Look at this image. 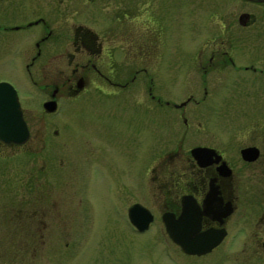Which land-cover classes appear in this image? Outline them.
Returning <instances> with one entry per match:
<instances>
[{
  "label": "rangeland",
  "instance_id": "rangeland-1",
  "mask_svg": "<svg viewBox=\"0 0 264 264\" xmlns=\"http://www.w3.org/2000/svg\"><path fill=\"white\" fill-rule=\"evenodd\" d=\"M241 12L253 13L256 23L240 26ZM0 23L29 25L13 35L0 30V49L5 40L14 41L17 65L16 69L14 61L0 60V79L10 78L17 90L21 88L32 137L21 150L0 146V264H264V178L243 180L246 193L242 191L238 215L223 242L207 255L187 256L165 234L161 205L155 201L167 193L157 187L158 170H151L164 158L153 157L164 153V145L152 144L156 126L152 101L143 98L131 106V98L125 97L129 94L123 99L112 95V115L123 123L139 118L143 141L121 146L124 157L116 143L111 157H101L100 151L93 157L88 128L103 127L107 103L102 90L91 85L76 98L65 96L56 113L46 114L42 109L46 94L39 87L47 74L58 77V68L67 72L60 52L76 28L100 36L102 47L112 32L127 40L128 51L141 28L153 30L158 34L160 78L169 72L171 58L174 61V79L161 80L170 86L167 96L177 103L190 94L202 101L190 103L183 112L165 108L175 114L171 134L175 147L210 143L233 157L237 145L254 141L264 157V78L238 75L231 65L220 67L209 74L205 96L196 77L202 73L196 64L201 56L203 63L216 45L230 49L234 44L229 50L234 59L248 63L258 57L264 63V5L241 0H0ZM48 32L52 34L39 46L42 56L32 67L37 83L30 82L20 69L23 43H30V61L37 52L35 43ZM252 44L259 48L258 55L247 50ZM41 66L43 78L36 71ZM146 81L129 89L145 90ZM95 143L103 154V139ZM181 163L177 157L172 161L173 178ZM134 201L158 217L146 232H134L128 221L127 207Z\"/></svg>",
  "mask_w": 264,
  "mask_h": 264
},
{
  "label": "flooded vegetation",
  "instance_id": "flooded-vegetation-1",
  "mask_svg": "<svg viewBox=\"0 0 264 264\" xmlns=\"http://www.w3.org/2000/svg\"><path fill=\"white\" fill-rule=\"evenodd\" d=\"M241 1L255 5H264V0ZM152 21L154 20L152 19ZM237 21L240 26L249 27L256 23L257 18L253 13L241 12L238 14ZM28 26H15L9 25L8 23H0V30L3 31L4 35H9L10 33L13 35L15 31L25 29ZM142 29L143 28H141L140 33L137 37H135V42L132 44V47L134 48H129L128 51L126 49L127 40L113 35L112 32H109L104 37V47H102L103 42L100 36L98 37L84 27L76 28L71 39H68V42L70 43H67L64 50L62 49L63 51L60 50V59L61 61L63 60L64 65V61H66L67 72L60 67L58 68V77H52V75L54 76L56 74H47L43 83H39V87H41L42 91L46 94L44 100L42 101V109L46 114L56 113L59 109L61 99L65 98V96L70 99L76 98L91 85L99 88V90H102L105 94L107 105L104 109L105 116L103 117L102 122L103 127L88 128L91 136V138H89V143L93 146V157L95 156V152L99 153V151L101 157L102 155L111 157V147L115 143L120 146L117 148L120 153V157H124L122 156L125 152L123 147L126 148L127 144H131V146H138L142 143L143 126H140V122H138L139 118L137 119V117L134 119L135 123H123L121 122L123 120L122 118L117 115H112V95H116L117 97L123 99L124 94H129L125 97L128 96L131 98L129 101L131 106H138V103L141 104L143 102V98L147 100V103L152 101L155 109L154 120L156 121L154 123L156 125L154 128L155 131L152 132V144L157 145L162 142L164 145V153L159 154L157 152L153 157L164 158L158 159L151 170L153 172L158 170L159 173H157L158 176L156 177V181H159V183L157 187L159 191L166 190L167 193H162L155 199L156 204L161 205L159 218L163 225L165 234L167 235L162 216L164 214H171L178 219L184 207L189 206L190 208L195 207V209L199 212L202 231L214 228H224L228 235L230 224L239 212L242 191L246 193V190L243 188V180L255 179L256 177L260 179L264 178V157H261L262 147L259 143L254 141L240 148H238L237 145V149H234L233 157L229 154L226 155L222 147H217L210 143H201L194 147H190L189 149H183L181 143V147H175L174 136H171L172 133L174 134L175 129V114H170L169 112L167 113L165 108H172L183 112V110L187 108L190 103L200 104L202 101L195 99L192 94H190L185 101L180 103H177L174 98L167 96L170 86L162 83L161 80L168 82L174 79L173 72L175 71V67L173 58H171V60L169 58L170 62L167 68L169 72L166 74L163 73L161 76L162 78H160V74H158V34L154 33L153 30L142 31ZM51 34V32H48L45 36L40 38V41L35 43L37 52L36 55L30 59V61L27 60L29 56L28 52L30 50V43H23V67L21 68L20 66V69L23 70V74L30 82H33L34 80V83H37L34 77L35 75H38V73L33 74L32 67H35L36 59L42 56L43 51L39 47L40 44L43 43L45 39L49 38ZM144 34H148V36L144 37ZM120 41H124L123 46L122 44H119ZM233 45L230 48L231 50L234 48ZM14 46V41L12 43L10 40H5L1 49H5L6 51L0 53V60L2 62L7 60V63L9 61H14L15 63ZM67 46H71V49H68ZM229 46H231V44H229ZM253 46L254 44H252L247 50L251 54L253 53L258 55V51L256 50L259 48L256 49V47ZM230 49L224 45H216L213 49H211L210 56L204 60L203 63L201 56L200 63L196 64V66H199L202 69V73L196 74V77H200V80L203 83L202 87L204 88L203 92L205 96L207 95L208 84L206 82L208 81L209 74L215 72L216 69L220 70V67L231 65L238 75L245 73L251 74L258 80H262L261 78H264V66H262L264 63H262L258 57L257 59H252V61L247 63L246 59L245 61L239 58L234 59L229 52ZM198 58L200 57L198 56ZM44 68V66H41L39 69L38 67L36 68L37 72L41 71L42 78L44 77L42 72L44 71ZM186 76L192 77L191 75ZM144 78L147 80V89H129V87L135 84L139 85L140 82L142 83V79ZM2 81L13 85V87L17 90L14 81L10 78L6 77L5 79H0V82ZM18 90L17 93L22 110V116L28 128V136L24 142L20 144L14 142L6 143L0 139V146L21 150L29 145L32 141V137L30 124L26 117L27 109L21 102V88ZM51 101H54L56 104V109L49 112L44 105L45 103ZM181 115L183 116L182 122L184 126L187 127L188 121L183 114ZM97 139H103L105 143L106 147L103 149V154H101V150L97 149L95 145V140L97 141ZM196 147L209 148L211 151H208L209 153L202 152L198 157H195L191 151ZM246 147H256L259 150V155L253 159H251V157H243L241 151ZM23 151H26V149ZM26 152H29V150ZM175 157L182 161V165L181 171H178L180 172L179 175L173 178L172 176L174 175L176 169L174 170L172 167V161L175 160ZM166 160L171 161L166 163ZM242 177L244 178L242 179ZM117 179L118 177L116 180ZM118 183H121V180L119 182L117 181V185ZM124 196L125 195H123V198ZM134 204H140L150 212L152 220L149 224V229L158 217L151 210V208L138 201H134L127 207V218L128 210ZM209 204L212 205V211H210L208 207ZM213 211L219 212V214L214 213ZM221 212H227L228 214L223 215ZM148 229L143 232L148 231ZM132 230L136 233H142L133 226ZM167 237L169 238L168 235ZM170 241L172 242L171 239ZM172 243L176 245L174 242Z\"/></svg>",
  "mask_w": 264,
  "mask_h": 264
},
{
  "label": "water",
  "instance_id": "water-1",
  "mask_svg": "<svg viewBox=\"0 0 264 264\" xmlns=\"http://www.w3.org/2000/svg\"><path fill=\"white\" fill-rule=\"evenodd\" d=\"M44 106L49 112L56 109L54 101L47 102ZM27 136L28 128L22 116L17 91L11 84L0 82V139L6 143L20 144ZM208 151L211 150L205 147H196L191 152L195 157H198L202 152L209 153ZM241 153L243 157L253 159L259 155V150L256 147H246L242 149ZM208 207L212 211V205L209 204ZM214 213L219 214V212ZM128 215L132 224L140 231L147 229L152 220L150 212L140 204L131 206ZM162 218L170 239L180 247L182 252L189 255L200 256L211 252L221 243L227 233L224 228L202 231L200 215L195 207H184L178 219L171 214H164ZM262 247L264 248V241Z\"/></svg>",
  "mask_w": 264,
  "mask_h": 264
}]
</instances>
